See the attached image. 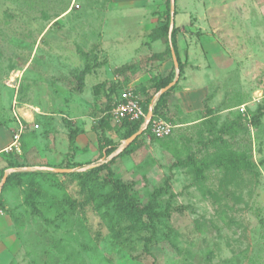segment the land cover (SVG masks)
<instances>
[{
	"label": "rangeland",
	"instance_id": "rangeland-1",
	"mask_svg": "<svg viewBox=\"0 0 264 264\" xmlns=\"http://www.w3.org/2000/svg\"><path fill=\"white\" fill-rule=\"evenodd\" d=\"M172 1L0 0V125L25 127L0 151V264H264V0ZM126 87L166 92L173 131L119 154L128 127L108 108ZM230 152L251 167L213 162ZM112 157L111 176L87 174ZM116 180L168 215L132 219Z\"/></svg>",
	"mask_w": 264,
	"mask_h": 264
},
{
	"label": "trees",
	"instance_id": "trees-1",
	"mask_svg": "<svg viewBox=\"0 0 264 264\" xmlns=\"http://www.w3.org/2000/svg\"><path fill=\"white\" fill-rule=\"evenodd\" d=\"M158 29L163 33V36L165 37L164 43H166L167 51L170 54V57H171V48L173 49L175 58L177 59V65H178L179 71L181 72L183 66L179 62L177 48H176L177 28H174V24H173V26L171 27V30H170V14H169L168 8L165 12L164 23ZM168 36H169V38H168ZM84 71H86V70H84ZM170 82H171V80L167 79V78H163L161 80H158L157 85H156V92L159 89L166 87ZM165 94H166V92L162 93L159 96V98L157 99V101L153 104V107H152L153 117H158L156 114L157 109L160 106L162 99L165 97ZM118 96H119V94L117 95V97H113V99L109 103L108 113L110 112V109L112 108V105H113L114 101L118 98ZM140 100H141V106H142L143 110L145 112H147L148 107L150 105V102H145L141 96H140ZM103 120H104V118L102 117L101 121H103ZM120 123L123 124L124 126L128 127L126 134H125V139H127L139 129V127L141 125V120L129 121V120L125 119V120L121 121ZM146 131H148V126L142 132L144 133ZM105 142L107 145H109V147L106 149V152H105L106 153L105 155L107 156L114 149H116L117 144L112 143L109 140H105ZM130 146H131V144L128 143L127 146H125V148L119 154H123V153L128 152ZM113 161H114V157H112L107 162L101 163L98 166L94 167L87 174L90 176H94V175L99 174L102 171H105L109 176H111L112 175L111 165H112ZM213 162L216 164L225 166L228 169H234V170L246 169V168L251 167L250 162H248V160H246V158L244 156H239L238 154L233 153V152H230L228 155H226V154L217 155L213 159ZM192 163L195 164L194 161H192ZM12 167L18 168V167H20V165L16 164ZM30 174L35 175L36 172H30ZM46 174L57 175L55 172H52V171L46 172ZM8 179L9 178L6 176L5 181H7ZM114 185L116 186L117 190L119 191L121 206L126 210L128 215L131 216L132 219H138V218L144 217L145 221H146L145 225L150 226L151 228H154L155 224L160 220V218H163V217L168 215L167 211H164V212L158 211L156 206H155L154 201H151L148 203H139V202L135 201L128 192L129 191V185L128 184H126L120 180H116V181H114ZM163 192H165L164 187L157 188L152 194L153 198L155 199V197L161 195ZM0 205H1V203H0Z\"/></svg>",
	"mask_w": 264,
	"mask_h": 264
},
{
	"label": "built area",
	"instance_id": "built-area-1",
	"mask_svg": "<svg viewBox=\"0 0 264 264\" xmlns=\"http://www.w3.org/2000/svg\"><path fill=\"white\" fill-rule=\"evenodd\" d=\"M152 107L153 104H150L148 109ZM239 110L243 112L244 107H241ZM147 112H145L141 106L139 95L132 88L126 87L121 90L118 98L114 101L109 113L111 118L115 122H121L125 119L129 121L141 120V127L146 123ZM14 122L16 127L14 132L12 133L11 144L8 147L9 149H18V142L25 128L16 114H14ZM37 126V124H33V128H37ZM147 126L148 133L155 138L168 137L172 134L173 131L172 124L159 117H153V114L148 120L146 127Z\"/></svg>",
	"mask_w": 264,
	"mask_h": 264
},
{
	"label": "crops",
	"instance_id": "crops-1",
	"mask_svg": "<svg viewBox=\"0 0 264 264\" xmlns=\"http://www.w3.org/2000/svg\"><path fill=\"white\" fill-rule=\"evenodd\" d=\"M15 122L14 118L10 123H8L7 126H1L0 125V151L4 149H8L9 145L11 144V137L12 133L15 130ZM31 129H34L33 126Z\"/></svg>",
	"mask_w": 264,
	"mask_h": 264
},
{
	"label": "water",
	"instance_id": "water-1",
	"mask_svg": "<svg viewBox=\"0 0 264 264\" xmlns=\"http://www.w3.org/2000/svg\"><path fill=\"white\" fill-rule=\"evenodd\" d=\"M172 10H173V1L171 0V12H172ZM172 26H173V17H172V15H171V16H170V30H171V27H172ZM171 55H172V59H173L174 63L176 64V58H175V55H174V52H173V49H172V48H171ZM173 81H174V80H173ZM151 115H152V108H149V109H148V112H147L146 123H145L143 126H141V127L138 129V131H136L133 135H131V136L128 138L126 144H127L128 142H130L132 139H134L138 134H140V133L145 129L146 124H147L148 120L150 119ZM5 179H6V173L3 175V177H2V179H1V181H0V186L4 183Z\"/></svg>",
	"mask_w": 264,
	"mask_h": 264
}]
</instances>
